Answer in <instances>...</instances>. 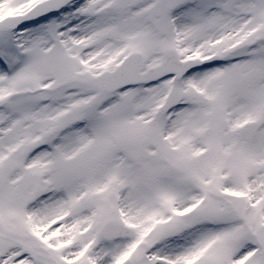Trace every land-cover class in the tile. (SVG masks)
<instances>
[{
  "label": "snow or ice",
  "instance_id": "1",
  "mask_svg": "<svg viewBox=\"0 0 264 264\" xmlns=\"http://www.w3.org/2000/svg\"><path fill=\"white\" fill-rule=\"evenodd\" d=\"M0 264H264V0H0Z\"/></svg>",
  "mask_w": 264,
  "mask_h": 264
}]
</instances>
